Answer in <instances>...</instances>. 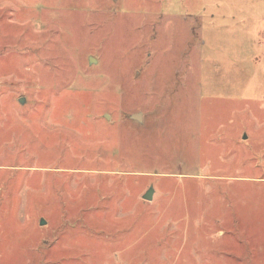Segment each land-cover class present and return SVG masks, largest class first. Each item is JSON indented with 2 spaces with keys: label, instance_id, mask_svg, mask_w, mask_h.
<instances>
[{
  "label": "rangeland",
  "instance_id": "rangeland-1",
  "mask_svg": "<svg viewBox=\"0 0 264 264\" xmlns=\"http://www.w3.org/2000/svg\"><path fill=\"white\" fill-rule=\"evenodd\" d=\"M0 264H264V0H0Z\"/></svg>",
  "mask_w": 264,
  "mask_h": 264
},
{
  "label": "water",
  "instance_id": "water-1",
  "mask_svg": "<svg viewBox=\"0 0 264 264\" xmlns=\"http://www.w3.org/2000/svg\"><path fill=\"white\" fill-rule=\"evenodd\" d=\"M93 62H95V59H94V58H90V63H93ZM132 118H133V119H136V120H138V121H141L142 116H141L140 114H138V115H133ZM154 192H155V191H154V188L151 187V188L148 190V192L145 194L144 199H145V200H148V201H152V200H153ZM44 224H45V220L42 219V221H41V225H44Z\"/></svg>",
  "mask_w": 264,
  "mask_h": 264
}]
</instances>
